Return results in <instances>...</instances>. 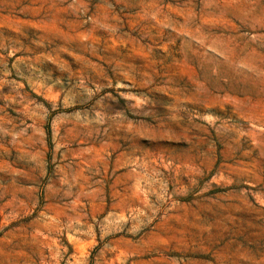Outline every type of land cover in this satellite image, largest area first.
<instances>
[{
    "label": "rangeland",
    "instance_id": "rangeland-1",
    "mask_svg": "<svg viewBox=\"0 0 264 264\" xmlns=\"http://www.w3.org/2000/svg\"><path fill=\"white\" fill-rule=\"evenodd\" d=\"M0 264H264V0H0Z\"/></svg>",
    "mask_w": 264,
    "mask_h": 264
}]
</instances>
